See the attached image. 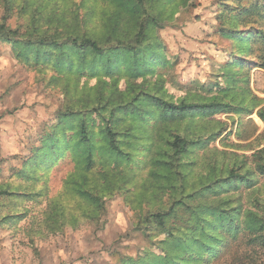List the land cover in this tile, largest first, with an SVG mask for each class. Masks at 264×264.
Wrapping results in <instances>:
<instances>
[{"label":"rangeland","instance_id":"rangeland-1","mask_svg":"<svg viewBox=\"0 0 264 264\" xmlns=\"http://www.w3.org/2000/svg\"><path fill=\"white\" fill-rule=\"evenodd\" d=\"M21 1L10 0L7 6L0 0V23L27 28L32 9L21 8ZM39 1L38 23L51 30L56 26L62 30L70 17L62 11L78 10L83 16L92 5L90 0ZM231 1L155 0L154 13L160 21L150 30L151 43L164 54L165 62L158 63L156 73L147 74L146 80L153 85L158 75L162 92L174 101L222 104L199 109L184 121L189 134L206 142L182 156L176 175L187 208L174 220L191 234L186 228L193 211L221 206L234 210L240 227L218 246L216 258L207 246L204 260L198 264H264V173L253 157L264 148V122L257 109L251 114V91L264 106V69H251V63L245 61L254 58L250 53L242 55L243 66L232 65L237 58L231 55L240 52L222 30H251V17L241 21L229 13L222 16L225 4ZM91 21H87L89 26L101 34V22ZM80 77L77 85L74 79H58L52 70L30 67L18 60L10 42L0 40V264H126L164 255L166 250L181 257L185 246H159L158 240L165 234H144V217L162 204L169 207L172 197L167 194V184L175 175L164 168L159 176L154 173L161 165L154 160L165 158L153 144L154 119L146 125L134 121L140 138L123 167L130 179L105 197L101 217L83 218L75 224L73 216H66L61 229L47 226L53 202L59 200L71 212L67 181L71 174L79 175V166L67 155L51 168L47 164L40 169L31 167L27 173L24 168L41 147L43 136L56 126L60 111L72 104L71 98H78L77 87H93L99 81L97 76ZM67 85L69 94L64 92ZM119 88L126 89L125 79L120 80ZM219 108L223 110L216 111ZM130 122L127 118L126 123ZM244 156L247 159L240 174L252 172L253 184L235 183L216 194L203 191L209 181L227 174ZM189 251L195 253L197 248ZM190 252L185 258H190Z\"/></svg>","mask_w":264,"mask_h":264},{"label":"trees","instance_id":"trees-1","mask_svg":"<svg viewBox=\"0 0 264 264\" xmlns=\"http://www.w3.org/2000/svg\"><path fill=\"white\" fill-rule=\"evenodd\" d=\"M3 1L5 5H10V0ZM90 1L92 5L83 16L78 10L61 12L62 15L71 14L63 22L62 30L58 26L51 30L39 25L38 14L42 13L39 0L21 1V8L32 9L26 29H14L6 22L0 23V40L10 42L15 56L28 66L52 70L58 79L67 82L74 79L77 85L81 75L99 77L93 87H77L78 98H71L72 104L60 111L56 126L43 136L41 147L26 162L29 167L24 168L25 173L31 167L40 169L46 164L51 168L70 155L80 169L79 175L71 174L67 181L71 212H67L59 200L53 202L47 226L51 230L61 229L68 219L66 216H73L75 224L83 218L98 220L105 210V197L130 179L123 167L130 160L140 138L134 121L146 125L148 120L154 119L153 144L165 157L154 160L161 164L154 173L159 176L160 169L164 168L175 175L168 180L170 185L167 184V194L172 197L169 207L162 204L160 209L144 217V234L149 237L151 231L152 234H165V238L158 240L159 246L173 243L185 248L178 258L173 250H166L164 255H151L126 264H198L204 260L207 246H211L210 253L216 258L218 246L240 227L233 209L202 206V211H193L186 228L191 234L181 230L174 219L182 209L187 208L176 175L182 156L192 147L206 142L189 134L184 121L192 119L199 109L222 107V104H195L185 99L174 101L162 92L163 82L158 75L153 85L146 80L147 74L156 73L158 63L165 62L164 54L156 44L151 43L150 30L160 21L154 13L155 0H104L106 4L103 0ZM223 10L222 16L229 13L235 20L251 17V30H222L228 39L235 42L240 52L239 55H231L237 58L232 65L243 66L242 55L250 53L254 58L245 61L251 63V69H264V0H248L247 3L232 0L225 4ZM87 21L94 24L100 21L102 33L95 32ZM121 79L126 82L124 91L119 88ZM64 92L70 93L68 85ZM259 101L260 98L251 91V114L257 109L258 117L264 122V106ZM219 109L216 111L223 110ZM127 118L130 123H126ZM253 157L257 160L256 167L264 173V148ZM246 159L247 156H244L241 161L235 162L224 176L213 178L203 191L216 194L235 183L253 184L252 172L240 174ZM191 247L197 248V251L190 252ZM188 252L190 258H185Z\"/></svg>","mask_w":264,"mask_h":264}]
</instances>
